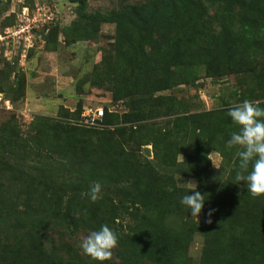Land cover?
<instances>
[{"label": "trees", "instance_id": "obj_1", "mask_svg": "<svg viewBox=\"0 0 264 264\" xmlns=\"http://www.w3.org/2000/svg\"><path fill=\"white\" fill-rule=\"evenodd\" d=\"M73 1L86 4V0ZM96 15L100 21L117 25L123 52L132 57L128 59L137 63L143 55V60L149 62L147 66L137 64L151 76L146 83L150 91L140 93L145 99L151 98L155 91L170 87L172 80L194 81V74L188 73L198 66L204 67L209 78L241 72L253 76L264 69V62L262 67L258 65L264 47L259 49L261 42L254 39L255 33L250 29L264 23V0H135ZM257 67L258 71H254ZM156 78L160 80L157 83ZM154 98L163 101L159 107L161 115H168L178 102L173 96ZM117 100L115 105L121 107L122 101ZM255 104L264 108V102ZM230 108L183 115L176 107L175 114L166 119L168 128L152 126L143 134L142 128L146 126L136 129L138 146L145 153L159 155L161 165L166 167L175 163L180 153L178 148L188 144L191 153L181 154L188 169L199 175L195 191L205 197L210 192L209 188L203 193L206 183L211 185L208 176L221 172L216 183L221 199L215 197L213 207L208 202L207 212L212 210L211 216L219 220L221 213L216 206L222 205L221 212L226 218L232 216L244 221L240 224V237L236 240L229 237V242L224 243L223 258L216 264H264V236H255L262 204H253L256 198L251 196L246 182L235 181L238 147H225L231 133L239 130L227 115ZM125 119L133 120V116ZM83 128L96 129L92 133L93 143L103 146L111 143L110 138L107 141L100 136L98 129L102 125ZM127 130L131 132V126H121L114 133L127 141L131 139ZM104 132L114 135L113 131ZM18 134L9 123L0 127V156L13 158L22 168L30 166L32 171L26 173L22 168L0 163V264H188L185 247L190 231L174 230L165 223L169 214L183 208L173 180L145 169L146 166L139 168V161L128 159L113 143L115 153L109 148L99 150L98 146L93 150L89 146L82 149L68 135L59 141L53 136L56 139H36L30 144ZM41 148L47 151L48 163L40 161ZM205 148L220 155L219 168H210L208 153H203ZM90 151L102 156L96 159ZM225 159L230 160L227 164L232 174L224 177L227 189L220 183ZM47 164L51 171L49 177L33 175L35 170L46 171ZM94 182H99L101 187H121L124 197L113 202L110 196L101 194L102 198L92 203L87 193ZM169 187L173 189L171 192ZM224 203L228 206L225 209ZM124 217L130 222L123 223ZM102 225L116 233L118 245L110 260L99 262L84 254L76 237L82 233L87 236ZM48 238L59 245L52 241L48 244ZM201 264L208 262L201 260Z\"/></svg>", "mask_w": 264, "mask_h": 264}, {"label": "rangeland", "instance_id": "obj_2", "mask_svg": "<svg viewBox=\"0 0 264 264\" xmlns=\"http://www.w3.org/2000/svg\"><path fill=\"white\" fill-rule=\"evenodd\" d=\"M133 1L135 0H86L83 5L73 0H0V127L8 123L13 125L19 131L18 135L21 138L26 137L30 144L36 139L53 136L59 141L62 136L68 135L69 139L78 141L82 149L89 146L93 150L98 146L99 150L109 148L114 152L115 146L118 149L120 147L128 159L135 158L139 161V168L146 166L145 169L155 170L173 180L181 201L184 195L194 194L192 189L197 186L199 179L198 173L188 169L181 154L191 153L192 150H189L188 144L185 143L178 148L180 153L177 154L175 163L162 166L159 155L151 151L145 153L138 146L140 141L136 129L146 126L142 128L143 134L149 127L157 125L168 128L170 124L166 119L175 114L176 107L178 111L181 109V114L186 115L233 107L244 100L253 103L264 102V69L259 75L253 76L241 72L209 78L205 76L204 67L198 66L195 71L188 73L194 74V81L172 80L170 87L155 91L151 98L145 99L140 93L150 91V86L146 83L151 76L139 68V63L147 66L149 62L143 60V55L138 58L137 63L132 61L128 52H123L124 46L120 44L117 25L100 21L96 15ZM87 15L92 17L86 18ZM262 18L264 21V17ZM261 24L262 26L250 28L255 33L254 39L261 42L259 49L264 47V23ZM129 57L131 59H128ZM258 61V65L262 67L264 54L258 57ZM258 69L257 67L254 71ZM154 81L157 83L160 80L156 78ZM167 82L169 84V79ZM156 96H173L178 102L168 115H161L159 107L163 101L155 99ZM26 97L31 98L34 103L29 104L23 112L21 103ZM58 99H62V105L68 107H56L54 102ZM116 99L119 103L122 101L120 108L115 105ZM98 106L104 112L102 128L98 129V132H101L100 136L107 141L110 138L111 143L107 146L93 143L92 133L96 129H86L79 125L81 110L84 107ZM128 115H132L133 120L125 119ZM140 116L143 119H140ZM121 126H131V132L127 130L131 133V139L125 141L114 133ZM105 130L113 131L114 135L105 133ZM28 135L34 138H29ZM87 140L91 145H87ZM146 147L150 150L149 145ZM203 153H208L210 168L216 169L213 163L220 167L221 157L216 151L205 148ZM46 154V149L41 148L40 161L43 163L49 161L45 157ZM56 154L59 156V152ZM89 154H93L96 159L102 156L99 152L94 154L90 151ZM228 162L230 160L227 159L223 162L225 172L220 182L226 189L228 186L224 177L228 173L231 174ZM0 163L22 168L13 158L0 156ZM36 165L38 167V164ZM46 167V171L35 170L33 175L49 177L50 165L47 164ZM29 168L30 166L22 169L26 173H32ZM221 176V172L208 176L211 185L206 183L203 193L209 188L211 193L208 191L197 219L192 217L189 209L182 204L180 211L183 213L176 210L165 220L174 230L190 231V238L185 247L188 264H201V260L216 264L225 253L224 243H228L230 238L236 240L240 237V224L244 220L232 216L226 218L221 212L222 205L216 206L217 212L221 213L219 220L208 216V202L213 207L217 200L215 197L220 198L216 183ZM121 189L104 185L101 187V194L110 196L113 202H116L124 197L125 192L121 193ZM255 200L253 204H262L258 211V225L255 226V236L259 238L264 236V196ZM225 207L228 206L224 203L223 209ZM208 219H211V223L207 222ZM126 222L130 221L124 217L123 223ZM227 230L233 235L227 234ZM85 237L82 233L76 240L81 243ZM51 241L59 245L57 241L47 239V243ZM71 246L75 249L72 242ZM77 251L82 252L81 249Z\"/></svg>", "mask_w": 264, "mask_h": 264}, {"label": "clouds", "instance_id": "obj_3", "mask_svg": "<svg viewBox=\"0 0 264 264\" xmlns=\"http://www.w3.org/2000/svg\"><path fill=\"white\" fill-rule=\"evenodd\" d=\"M227 115L231 118L233 125L239 129L231 133L230 139L225 145L228 149L234 146L239 149L237 153L239 165L235 181L237 183L246 182L248 191L253 198L264 196V108L249 100H244L241 104L230 108ZM213 165L219 168L218 165L214 163ZM250 165L251 170H249ZM189 184L195 185V183ZM195 188L196 185L192 189L194 194L184 195L180 203L189 209L192 217L197 219L206 197L195 191ZM172 190L169 187L168 191ZM87 195L92 203L101 199V184L94 182ZM211 215L212 210L208 213L209 217ZM207 222L211 223V219H208ZM117 245V235L107 225H102L99 230L90 232L80 243L84 254L99 262L110 260L113 249Z\"/></svg>", "mask_w": 264, "mask_h": 264}, {"label": "built area", "instance_id": "obj_4", "mask_svg": "<svg viewBox=\"0 0 264 264\" xmlns=\"http://www.w3.org/2000/svg\"><path fill=\"white\" fill-rule=\"evenodd\" d=\"M9 107V105H7ZM103 109L101 107H84L80 112L79 125L87 128H98L102 125Z\"/></svg>", "mask_w": 264, "mask_h": 264}, {"label": "crops", "instance_id": "obj_5", "mask_svg": "<svg viewBox=\"0 0 264 264\" xmlns=\"http://www.w3.org/2000/svg\"><path fill=\"white\" fill-rule=\"evenodd\" d=\"M34 103V101L30 98V99H28V97H26L23 101H22V103H21V110L23 111V112H25L27 109V107H29V104H33ZM55 104H56V107H58V106H64L65 108H67L68 106H66V105H62L63 103H62V99H58L56 102H54ZM71 109V108H70Z\"/></svg>", "mask_w": 264, "mask_h": 264}]
</instances>
